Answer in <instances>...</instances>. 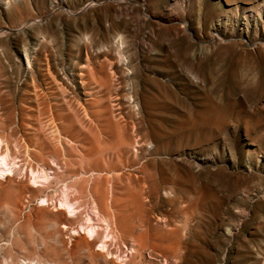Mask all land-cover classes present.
<instances>
[{
  "label": "rangeland",
  "instance_id": "rangeland-1",
  "mask_svg": "<svg viewBox=\"0 0 264 264\" xmlns=\"http://www.w3.org/2000/svg\"><path fill=\"white\" fill-rule=\"evenodd\" d=\"M107 121L121 150L86 154ZM24 263L264 264V0H0V264Z\"/></svg>",
  "mask_w": 264,
  "mask_h": 264
},
{
  "label": "bare ground",
  "instance_id": "bare-ground-1",
  "mask_svg": "<svg viewBox=\"0 0 264 264\" xmlns=\"http://www.w3.org/2000/svg\"><path fill=\"white\" fill-rule=\"evenodd\" d=\"M45 105V104H44ZM40 108V107H38ZM44 108V107H43ZM46 108V106H45ZM42 110V109H41ZM57 110V109H55ZM43 111V110H42ZM51 111V110H50ZM44 112H45V109H44ZM42 114V113H41ZM52 115V119L53 120H58L61 117V115H58L57 113H53L51 114ZM111 122V120H110ZM50 123V121H49ZM53 123V122H52ZM98 124V123H97ZM112 124V122H111ZM108 121L105 122L103 125H101V123H99L100 125V128H97L99 129L98 131H100L101 133V137L99 136H95V132H94V138H89L85 135H82L81 136V143L83 141V145L85 146V149H86V154L88 155H92V156H95L96 158H103V157H108L110 156L111 154L113 153H118L121 148H120V141L122 140V134L118 131V129H115L113 128L114 125L112 126ZM54 125V124H53ZM52 125V126H53ZM98 125V127H99ZM58 126V125H57ZM117 127V125H115ZM57 128V127H56ZM118 128V127H117ZM59 129V128H58ZM92 129V128H91ZM96 129V131H97ZM53 130H54V126H53ZM56 130V129H55ZM93 130V129H92ZM90 131V130H89ZM124 131V130H123ZM88 132V131H87ZM91 132V131H90ZM127 132V131H126ZM59 134H62V133H59ZM129 134V133H127ZM91 135V134H90ZM107 137H106V136ZM80 138V137H79ZM126 138V137H124ZM129 139V138H128ZM127 139V140H128ZM131 139V138H130ZM34 141V140H33ZM126 145V144H125ZM149 146V145H148ZM151 148V147H150ZM111 153V154H110ZM97 163V161H96ZM89 168V167H88ZM87 168V169H88ZM166 184V183H164ZM168 185V184H167ZM106 194L104 193V190L101 191V193L98 195V204L101 206L104 205V200H105V196ZM106 201V200H105ZM107 202V201H106ZM108 203V202H107ZM106 203V205H107ZM108 207H110L108 205ZM104 208V207H102ZM101 209V208H100ZM103 210V209H102ZM105 212V211H103ZM109 212V211H108ZM107 213V212H106ZM105 214V213H104ZM110 215V214H109ZM108 215V216H109ZM107 216V215H106ZM25 261V260H24ZM27 263V262H26ZM25 264V263H24Z\"/></svg>",
  "mask_w": 264,
  "mask_h": 264
}]
</instances>
